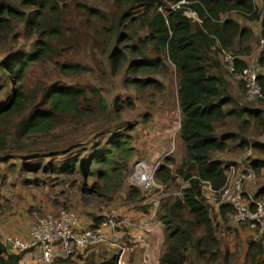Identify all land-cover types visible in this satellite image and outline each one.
Masks as SVG:
<instances>
[{"label": "trees", "instance_id": "1", "mask_svg": "<svg viewBox=\"0 0 264 264\" xmlns=\"http://www.w3.org/2000/svg\"><path fill=\"white\" fill-rule=\"evenodd\" d=\"M262 2L259 9L255 0H111L112 6L95 5L88 0H0V44L9 38H18L17 24H22L30 36H35L31 52L19 49L0 60V70L9 72L16 86L0 103V149H6L10 142L9 134L2 132L5 121L17 120V138L36 137L53 134L61 126L62 116L86 113L83 102L89 99L84 88L53 87L32 104L33 98L20 85L32 63L55 57L61 48H67L66 23L69 9L74 8L89 20L104 25L103 33L112 44L116 37L117 42L129 41L135 75L160 70L164 66V54L178 68L182 111L180 137L187 148V159L179 171L188 186L183 190V197L167 200L158 212L166 233V249L160 264H187L190 260L194 264H233L237 254L223 248L204 188L210 185L219 200L227 181L228 164L224 165L213 154L226 150L229 141L238 138L234 132L220 135L217 125L228 116L243 119L245 115L264 124L262 109L254 105L246 104L242 111L226 109L234 98L228 91L229 80L221 61L222 50H227L240 56L236 60L238 70L247 65L244 56L252 50L250 42L254 33L250 27L242 25L241 20L262 22L264 34V0ZM232 13L240 18L231 16ZM122 52L118 45L114 47L111 54L114 70H119L129 57ZM260 63L264 66V51ZM57 65L68 75L89 70L88 66L78 63L57 62ZM261 85L264 87V78ZM101 103L107 105L104 100ZM246 144L242 142V146ZM63 152L53 151L50 155ZM134 153L132 137L117 131L105 145L99 142L94 146L87 162L80 161L79 156L74 157L58 171L83 173L85 181L93 178L89 187L88 182L80 186L83 193L112 200L119 191L127 189L125 179L131 172V162L135 161ZM9 158L10 155L2 157L3 160ZM252 163L255 171H259L260 166L255 161ZM156 176L162 183L171 177L169 162L156 171ZM130 189L129 194L134 199L140 196L139 188L132 186ZM219 208L227 221L233 208L224 203ZM91 219L98 224L104 218L92 216ZM23 253L9 251L0 235V264H21ZM263 255V240L251 238L246 259L251 264H264ZM69 261V257L59 258L54 263L68 264ZM116 261L117 255H114L99 264H116Z\"/></svg>", "mask_w": 264, "mask_h": 264}, {"label": "rangeland", "instance_id": "2", "mask_svg": "<svg viewBox=\"0 0 264 264\" xmlns=\"http://www.w3.org/2000/svg\"><path fill=\"white\" fill-rule=\"evenodd\" d=\"M88 1L95 5L112 6L111 0ZM255 1L260 9L263 6L262 0ZM231 16L240 18L235 13ZM241 23L250 27L254 33L250 42L252 50L247 54L248 62L261 64L264 51L262 22L241 20ZM103 29L104 25L89 20L83 13L70 8L66 23L69 37L67 48H61L55 57L32 63L23 77L20 85L33 98L30 102L32 104L37 103L38 101L34 100H39L45 91L61 85L86 89L89 101L83 102L86 113L62 116L61 126L51 135L17 138V120L5 121L2 132L9 134L10 142L6 149H0V187L7 189L9 195L5 197L1 194L4 199L0 198V201L3 200L0 203V211L14 212L18 216L27 214L32 219L31 223L35 215L41 216L60 210L73 211L84 221H88L92 216L107 218L113 214L119 215L126 219L127 225L118 240L78 250L69 256L68 264H99L117 255L120 249L118 245L128 247L130 264H145V249L134 241L131 223L136 218L148 215L151 207L147 204L146 193L141 191L138 200L129 194L132 186L138 188L130 182L134 163L131 162V172L125 179L127 189L119 191L112 200L83 193L80 186L83 182H88L89 187L93 178L85 181L83 173L67 174L58 171L67 160L74 157L79 156L80 161L87 162L97 143L105 145L112 133L119 131L132 137L135 146L133 160H147L150 164H158V169L169 162L171 177L165 183L159 181L165 190L180 192L188 186L187 180L179 171L183 161L187 159V148L179 133L182 111L179 106L178 68L164 54V66L160 70L135 75L131 67L134 54L127 45L129 41L117 42L116 37L112 44V40L104 35ZM16 36L17 39L9 38L4 44H0V60L19 49L32 51L35 36H30L22 24H17ZM135 41L137 42V39ZM117 45L122 48V53L129 57L119 70H114L111 54ZM149 54L151 57L155 56L154 53ZM57 62L78 63L88 66L89 70L83 74L68 75L61 71ZM224 74L229 80L228 91L234 98V102L229 103L226 109L242 111L244 105H254L262 109L264 116V101H248L243 84L231 76L225 66ZM138 77L141 78L140 81L134 82ZM11 78L9 72L0 70V103L16 89ZM147 80H151V83H145ZM103 100L107 105H102ZM109 131L112 133H107ZM217 132L220 135L234 132L238 134V138L230 140L228 148L215 152L214 157L224 158L226 164L237 160H264V124L260 125L248 115L243 119L228 116L217 125ZM243 141L248 144L242 146ZM257 143L261 146H257ZM58 150L65 153L50 155ZM5 155H10L11 158L3 160ZM254 183L256 182H252ZM204 193L207 199H212L211 214L223 248L237 254L233 264H251L245 259V246L254 236L243 234L247 228L245 225L240 227L243 229L240 232L238 228L228 224V220L221 223L216 213L217 196L214 192L212 195L208 188H204ZM175 197L178 195L173 193L164 202ZM137 213L140 215L136 216ZM253 231L255 235L256 231ZM23 254L29 259L24 261V264H42L41 258L40 261L38 259L40 253L35 252V249ZM187 264L194 263L190 260Z\"/></svg>", "mask_w": 264, "mask_h": 264}, {"label": "built area", "instance_id": "3", "mask_svg": "<svg viewBox=\"0 0 264 264\" xmlns=\"http://www.w3.org/2000/svg\"><path fill=\"white\" fill-rule=\"evenodd\" d=\"M189 15L194 16V13L189 12ZM239 58L240 56L231 51L222 50L221 61L229 74L244 85L246 99L250 102L264 101V87L261 85V79L264 78V66L247 62L242 70H238L236 60ZM133 163L130 182L146 193L147 204L150 205L151 211L145 219H135L131 223L137 230L135 235L131 234L137 245L145 248L144 263L150 264L147 246L153 224L158 217L157 211L170 195L175 193L183 197V191L172 193L165 190L156 176L158 164H150L144 159L135 160ZM226 174L227 181L220 191L218 204L230 205L233 208L230 214L231 220L238 225L252 228L256 231L254 239H261L264 242V202L256 199L247 189V186L255 182L257 178L253 163L247 160H237L228 164ZM126 225V219L116 214L95 224L94 221H84L73 211L60 210L41 216L35 215L28 239L7 235L6 241L7 247L18 253L26 252L34 247L39 248L42 253V264H53L57 259L72 256L78 250L100 243L115 242L114 240L121 237ZM118 246L120 249L117 252L116 264H129L128 247Z\"/></svg>", "mask_w": 264, "mask_h": 264}, {"label": "crops", "instance_id": "4", "mask_svg": "<svg viewBox=\"0 0 264 264\" xmlns=\"http://www.w3.org/2000/svg\"><path fill=\"white\" fill-rule=\"evenodd\" d=\"M244 59L248 62V57L244 56ZM180 126H181V120L179 122V133H180ZM220 160L225 163V159L224 158H220ZM259 166L260 169L259 171H256L257 173V178L255 180L256 183L254 184H249L248 190H250L251 194L256 198V199H260L262 201H264V160L263 161H255ZM231 164V163H230ZM205 188H208L212 193V189L210 186H205ZM2 195H5V197H8L9 192L7 189H5L4 187H0V198L2 197ZM4 199V197H2ZM2 201H0V203H2ZM210 202H212V199L210 198ZM216 213H217V218L219 221H224L223 217L220 214V208H219V204L218 202L216 203ZM133 214V213H132ZM140 215V213H137L136 216ZM147 215H143L142 218H136V219H145ZM227 222L228 224H230L232 227H236L238 228V230L240 232L243 231L241 227V225H238L236 223H234L231 220V216L227 215ZM32 219L31 217H28L27 214H25V216H18L17 214H15L14 212H2L0 211V235L2 236V240L4 242V244H6L7 246V241H6V237L7 235H16V236H20L23 239H28L29 237V230H30V224ZM88 221L92 222L93 220L91 218L88 219ZM245 231L243 232L246 234H252V236H254V231L251 230L249 227H247L246 229H244ZM225 232L229 233L230 231H226ZM132 233L135 235L137 233V230L135 228H132ZM254 238V237H253ZM142 247V246H140ZM9 251H12L9 247H7ZM144 248V247H143ZM31 249H35V252H37L38 254L40 253V255L38 256V259L40 261L41 258V250L39 248H31ZM145 249V248H144ZM166 249V233L164 230V224L160 221V219L157 217V220L154 222L153 224V230L151 232L150 238H149V243L147 246V251L149 254V259H150V264H160V258L162 253L164 252V250ZM30 250V249H29ZM13 252V251H12ZM247 252H248V245L245 246V259L247 256ZM26 254V253H25ZM37 259V261H38ZM28 256H25L23 254L22 260H21V264H24V261H27ZM127 260L128 263L130 264V260L127 256ZM263 260H264V255H263ZM35 261V260H33Z\"/></svg>", "mask_w": 264, "mask_h": 264}]
</instances>
